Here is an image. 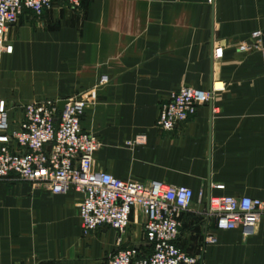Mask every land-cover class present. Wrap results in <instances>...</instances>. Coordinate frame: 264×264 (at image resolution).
I'll return each instance as SVG.
<instances>
[{
  "label": "crops",
  "instance_id": "0c3cea01",
  "mask_svg": "<svg viewBox=\"0 0 264 264\" xmlns=\"http://www.w3.org/2000/svg\"><path fill=\"white\" fill-rule=\"evenodd\" d=\"M255 30L264 31V0H80L77 8L56 0L5 29L12 49L0 58V97L10 124L19 104L82 99L80 127L100 144L95 169L191 190L178 249L200 264H264V213L247 238L215 230L205 213L208 195L264 199V60L259 47L237 51ZM212 80L222 89L192 116L171 131L155 126L159 104L179 87L205 90ZM136 136L141 144H125ZM80 198L0 178V264H107L129 247L150 254L136 212L122 235L99 226L84 236Z\"/></svg>",
  "mask_w": 264,
  "mask_h": 264
},
{
  "label": "built area",
  "instance_id": "2783aa9c",
  "mask_svg": "<svg viewBox=\"0 0 264 264\" xmlns=\"http://www.w3.org/2000/svg\"><path fill=\"white\" fill-rule=\"evenodd\" d=\"M56 0H0V58L12 46L4 37L5 29L17 22L23 10L38 16ZM73 8L80 0H59ZM212 0H206L210 3ZM251 44L241 42L237 51L247 52L261 47V31L250 33ZM222 49L215 46L213 58H220ZM218 84V86H216ZM222 89L212 80L208 89L181 86L172 97L158 106L155 126L171 131L194 114L198 105L208 102ZM60 100L34 99L17 105L19 119L8 121L6 100L0 97V178L14 174L33 186H42L51 194L73 190L81 194L76 215L81 233L86 236L99 226H107L122 235L131 213L142 218L144 240L150 248L146 257H138L136 249L118 250L108 257L107 264H200L197 256L189 255L174 244L181 215L189 209L192 192L185 186H172L160 181L137 182L121 180L93 166V154L99 147L95 135L80 127L84 101L80 98ZM57 121V123H56ZM143 136L125 141L126 145L141 144ZM222 184L214 188L221 190ZM203 198L199 191L197 201ZM206 216L214 221V229L238 230L242 238L252 234L264 213V199L229 194L208 195ZM208 237L206 241H211Z\"/></svg>",
  "mask_w": 264,
  "mask_h": 264
},
{
  "label": "water",
  "instance_id": "95a60500",
  "mask_svg": "<svg viewBox=\"0 0 264 264\" xmlns=\"http://www.w3.org/2000/svg\"><path fill=\"white\" fill-rule=\"evenodd\" d=\"M260 41H261V45L264 47V31L261 32ZM62 105H63V101L62 100L57 102L58 109H61ZM56 123H57V121H56Z\"/></svg>",
  "mask_w": 264,
  "mask_h": 264
},
{
  "label": "bare ground",
  "instance_id": "6f19581e",
  "mask_svg": "<svg viewBox=\"0 0 264 264\" xmlns=\"http://www.w3.org/2000/svg\"><path fill=\"white\" fill-rule=\"evenodd\" d=\"M217 86V85H216Z\"/></svg>",
  "mask_w": 264,
  "mask_h": 264
}]
</instances>
